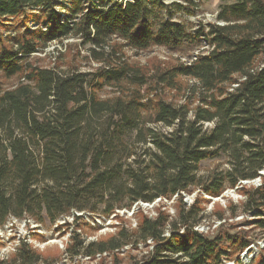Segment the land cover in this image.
<instances>
[{
    "label": "trees",
    "instance_id": "16d2710c",
    "mask_svg": "<svg viewBox=\"0 0 264 264\" xmlns=\"http://www.w3.org/2000/svg\"><path fill=\"white\" fill-rule=\"evenodd\" d=\"M157 5L0 0V226L9 217L52 223L72 210L108 218L175 196L176 218L141 216L133 229L68 252L92 258L150 241L132 264H221L223 242L241 251L252 241L195 230L200 209H184L182 194L218 197L259 179L243 207L264 233V0L222 4L219 23L192 31ZM200 41L208 49L196 50ZM151 47L189 61L141 67L126 58L125 48ZM221 156L226 168L199 176L202 162ZM10 262L40 257L19 248Z\"/></svg>",
    "mask_w": 264,
    "mask_h": 264
},
{
    "label": "rangeland",
    "instance_id": "374dc122",
    "mask_svg": "<svg viewBox=\"0 0 264 264\" xmlns=\"http://www.w3.org/2000/svg\"><path fill=\"white\" fill-rule=\"evenodd\" d=\"M113 1L127 0H101V3L109 5ZM234 1L236 0H157L159 5L156 9L159 16L170 17L174 22L181 23L188 31H192L207 23H219L216 20L219 6ZM65 8L69 7L65 5ZM67 41L68 43L74 42L72 39ZM54 47L55 45L52 44L49 50ZM202 49H208V44L204 41L198 43L196 50ZM124 51L129 63L141 67L189 61L187 56H179L159 47H151L138 52L125 48ZM196 53L189 52L190 56ZM81 55H84L83 51ZM82 60L78 62V65H81L82 69H88V61ZM41 64H48V61ZM11 84L12 81L3 82L4 87ZM113 93L114 90L105 89L100 95L111 97ZM163 97L169 101L174 100L172 94L166 91ZM226 167L225 156L205 161L200 165L199 176L205 177L211 171ZM259 182V179L241 182L233 189H225L218 197L204 195L198 189L192 190L189 194H182V203L186 207L184 209L193 204L196 209H200L198 217L201 216L202 220L195 230L208 236L229 233L252 241L246 249L241 251L230 248L227 242H223L222 247L228 252V259L222 260L221 264H257L259 260L264 262V233L254 227L253 214L245 213L243 207L244 192L257 186ZM233 207L236 208L234 214L231 213ZM178 208V197L174 196L170 200L156 199L152 203L138 202L131 209L116 211L108 218L96 212L76 210L60 216L52 223L47 220L37 223L28 217L21 219L9 217L0 226V261H5L4 264H13L10 260L19 248H23L25 251L32 250L39 255L40 262L37 264H132V258L137 260L149 250L152 245L150 241H147L150 243L149 247L142 243L135 248L124 246L119 252L97 254L92 258L80 254L71 255L67 249L71 245H76L78 250L80 242L87 244L92 241H102L114 235L121 228L133 229L141 216L155 217L156 214L162 213L164 216H169V219H174L177 217ZM220 215H222L221 218L218 217ZM74 234L76 237L71 241Z\"/></svg>",
    "mask_w": 264,
    "mask_h": 264
}]
</instances>
